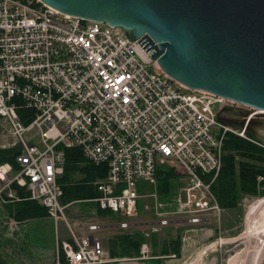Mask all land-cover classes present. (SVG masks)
Segmentation results:
<instances>
[{"label":"built area","instance_id":"obj_1","mask_svg":"<svg viewBox=\"0 0 264 264\" xmlns=\"http://www.w3.org/2000/svg\"><path fill=\"white\" fill-rule=\"evenodd\" d=\"M224 107L247 111L244 126L259 114L169 77L141 37L130 38L121 26L66 14L41 0H0V128L20 148L19 170L9 177L11 164H0V184L25 186L55 220L64 218L67 206L60 202L58 181L63 147H78L92 165L107 168L96 183L101 210L135 217L139 182L155 185L157 166L168 165L188 178L167 201L147 192L157 222L168 224L172 214L191 224L219 222L222 209L212 184L222 165L225 133L247 138L245 127L218 120ZM148 245L140 244V257H147ZM62 251L64 261L57 250L56 259L45 264L107 260L96 232L72 234Z\"/></svg>","mask_w":264,"mask_h":264},{"label":"water","instance_id":"obj_2","mask_svg":"<svg viewBox=\"0 0 264 264\" xmlns=\"http://www.w3.org/2000/svg\"><path fill=\"white\" fill-rule=\"evenodd\" d=\"M121 26L176 81L264 110V0H41ZM247 111L224 107L222 123ZM245 121L230 124L243 128Z\"/></svg>","mask_w":264,"mask_h":264},{"label":"rangeland","instance_id":"obj_3","mask_svg":"<svg viewBox=\"0 0 264 264\" xmlns=\"http://www.w3.org/2000/svg\"><path fill=\"white\" fill-rule=\"evenodd\" d=\"M250 130L264 145V111L259 112ZM13 142L14 138L7 128H0V147L17 146V144L12 145ZM34 142L41 147L38 136L35 137ZM174 172L176 176L171 177L170 181L171 199L174 189H181L188 178L181 174L179 169L174 168ZM14 174L15 171H11L9 177ZM156 186L157 183L153 185L139 182L138 190L141 196L136 204L135 217L121 214L108 215L111 224H118L121 220L127 222L128 226L124 228L118 226L115 230L112 228L101 230L102 245L106 251L103 258L107 259L101 264H155L151 258H157L156 264H264V221H262L264 217L261 215L264 202L259 200L264 196L241 197V201L231 211L221 210L219 222L212 218L209 222L191 224L182 221L180 216L172 214L169 216L171 221L168 224L160 225L153 208L154 199L147 194L148 191L157 192ZM182 194L184 195L183 192ZM157 200L160 201L159 195ZM146 205L149 208H146ZM3 209L2 206L0 208V258L7 264H34V261L40 260L41 264L53 262L58 250L57 238L59 242L57 246L60 245L62 250L63 241L60 242L58 235L64 231L68 232L64 218L55 220L52 216H46L18 222L2 213ZM165 209L166 207L162 204V210ZM64 213L67 216L66 209ZM82 223L85 224V222ZM72 228L78 235L76 229ZM125 232L141 233L144 236L145 241L142 244H149L147 257H140V253L139 257L124 256L116 238ZM153 235L156 251L163 241L180 237V252L177 255L172 252L165 255L156 252L153 255ZM110 241L115 244L114 251L118 254L115 257L109 253Z\"/></svg>","mask_w":264,"mask_h":264},{"label":"trees","instance_id":"obj_4","mask_svg":"<svg viewBox=\"0 0 264 264\" xmlns=\"http://www.w3.org/2000/svg\"><path fill=\"white\" fill-rule=\"evenodd\" d=\"M21 114V110L19 111ZM24 122H27L25 120ZM244 133L247 138L234 134L232 132L225 133L223 141V156L222 165L215 181L212 184V191L214 192L219 206L224 207H236L241 201V197L244 196H264V145L260 143V140L247 128L244 129ZM64 164L65 170L70 167L74 161L82 156L78 147L64 148ZM20 153L18 146L0 147V164L8 162L11 164L13 171L19 170V164L16 161V155ZM92 165V164H90ZM98 167L103 171L101 175H104L107 171L105 165H92ZM156 189L160 200L167 201L170 198V181L171 177L176 176L174 168L168 165H159L156 168ZM62 177V176H61ZM59 183L62 188V194L64 192V185ZM15 182L11 183L14 186ZM25 197L21 196L20 201L10 205L5 209L7 216L17 220L18 222L28 220L35 217L49 216L47 208L41 205L34 199L29 197V194ZM107 212V210H103ZM110 212V211H108ZM119 247L122 249L124 256L136 257L139 255L140 245L145 241L144 236L140 233L129 234L125 232L117 236ZM153 255L156 252L161 254H168L170 252L178 254L180 252L181 239L180 237L172 238L167 241H163L158 251L155 247V237H152ZM114 242H109V253L112 257L118 255L114 251ZM58 248L59 259L65 260L63 251ZM60 249V250H59ZM152 261L157 263V258H151ZM0 264H7L0 258Z\"/></svg>","mask_w":264,"mask_h":264},{"label":"crops","instance_id":"obj_5","mask_svg":"<svg viewBox=\"0 0 264 264\" xmlns=\"http://www.w3.org/2000/svg\"><path fill=\"white\" fill-rule=\"evenodd\" d=\"M90 164L91 163L88 162L82 155L65 170L61 177L60 182L64 185L65 189L60 197V202L63 205H67L65 209L66 213H68L67 216H65L64 213V220L66 222L68 232L64 231L62 234L58 235L61 240L60 242L63 241L72 243V234L81 236L83 234L96 232L101 235L102 229L112 228L115 230L118 226L120 227L121 220L118 224H111L108 218V215L112 214L119 216L118 213L108 211L105 212L98 207V203L95 200L99 194L96 188V183L103 179L106 173L101 175L103 171ZM24 194L26 196L29 194L25 186H21L16 183L14 186H11L10 184L8 187H3V184H0V208H2V206L4 208L2 213L7 216V211L5 209L22 200L20 195L25 197ZM221 209H227L229 212L234 209V207H221ZM82 222H85V224ZM81 224L82 227L80 228ZM90 224H97L99 226L98 230L89 229L88 226ZM72 227L76 229L78 235L75 234ZM58 243L57 238L56 247H58ZM40 261H34L33 263L41 264Z\"/></svg>","mask_w":264,"mask_h":264},{"label":"flooded vegetation","instance_id":"obj_6","mask_svg":"<svg viewBox=\"0 0 264 264\" xmlns=\"http://www.w3.org/2000/svg\"><path fill=\"white\" fill-rule=\"evenodd\" d=\"M256 119H257V116H253L252 118H250V120H248V122L246 124V128L248 130H250V127L252 126V124H254L256 122ZM227 120H228L229 124H234V123H238V121L239 122L241 121L240 119L231 118V117H228Z\"/></svg>","mask_w":264,"mask_h":264},{"label":"bare ground","instance_id":"obj_7","mask_svg":"<svg viewBox=\"0 0 264 264\" xmlns=\"http://www.w3.org/2000/svg\"><path fill=\"white\" fill-rule=\"evenodd\" d=\"M259 110V112H263L264 110H262V109H258ZM260 201H263L264 202V197H262L261 199H259ZM264 204V203H263ZM262 205V204H261ZM261 207V206H260ZM263 211V213L261 214L263 217H264V210H262ZM260 216V215H259ZM259 219V218H258ZM257 219V220H258ZM264 219V218H263ZM260 221V220H259ZM262 221H264V220H262ZM260 223H261V221H260ZM259 223V225H261ZM256 224V223H255ZM258 225V224H257ZM260 227V226H259ZM253 228H255V227H253ZM261 228V227H260ZM258 230V229H257ZM260 231L259 232H261V229H259ZM263 230V229H262ZM264 231V230H263ZM264 244V243H263Z\"/></svg>","mask_w":264,"mask_h":264}]
</instances>
